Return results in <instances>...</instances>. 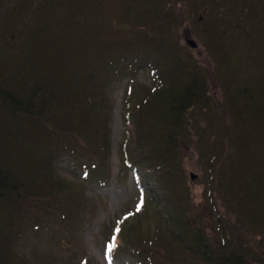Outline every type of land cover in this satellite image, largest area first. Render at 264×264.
Listing matches in <instances>:
<instances>
[{
    "label": "trees",
    "instance_id": "1",
    "mask_svg": "<svg viewBox=\"0 0 264 264\" xmlns=\"http://www.w3.org/2000/svg\"><path fill=\"white\" fill-rule=\"evenodd\" d=\"M178 4L215 64L221 100L180 38ZM122 77L120 170L132 171L143 205L123 216L111 252L139 264H264V0H0V264L33 260L15 250L29 231H78L82 184L110 178L105 95ZM192 134L199 208L183 166ZM63 160L83 182L61 174Z\"/></svg>",
    "mask_w": 264,
    "mask_h": 264
},
{
    "label": "rangeland",
    "instance_id": "2",
    "mask_svg": "<svg viewBox=\"0 0 264 264\" xmlns=\"http://www.w3.org/2000/svg\"><path fill=\"white\" fill-rule=\"evenodd\" d=\"M177 9L182 15L184 14V23L179 28L180 38L184 43L185 39L190 40L191 38L197 42L193 51L198 61L206 68L209 91L213 97L221 100L222 91L216 75L215 64L205 52L200 40L191 30L192 24L189 21L190 15L187 8L183 4H178ZM138 77L141 82L149 84L150 76L147 73L140 72ZM128 79L129 77L115 79L112 85L106 90V102L110 108L111 119L109 122L112 141L111 156L109 159L110 178L105 182H86V186L82 184L83 189L88 195V207L86 217L82 224H80V227H78V231L71 234V229L68 225L59 228L63 230L59 234V240L51 237L52 240L47 238L48 235L44 229H40L41 231H29L28 234L22 237L21 243L23 246L15 249L18 259L23 254H26L33 259L28 261L29 264H64L65 262L68 264H84L82 260H77L82 254V256L90 259V264H139L134 260H129L127 257H119L117 259L114 253L107 250L108 244H105L109 232L112 230L114 232L123 216L125 214L127 215L138 204V194L134 188L132 171H128L126 175L122 174L118 153V144L123 133L120 108L124 88L128 83ZM191 136H194L193 140L186 141L182 147L183 166L191 185L193 203L199 208L204 203L203 191L205 175L198 158V148L195 141L196 136L195 134ZM73 168H76L74 163L65 160L59 162L61 174H66L69 178L81 182V179H76L73 174L69 173ZM191 173L194 174V177L189 176ZM82 178L85 180V176H82ZM218 203V207L224 218H228L229 220L230 216L226 211L224 201L220 197L218 198ZM203 214L206 231L209 237L217 242L220 235L213 223L212 216L214 214L212 211L209 212L208 209H205ZM70 248L73 257L70 260H66L68 259ZM74 256L77 257L75 260ZM16 261L19 262L21 260Z\"/></svg>",
    "mask_w": 264,
    "mask_h": 264
},
{
    "label": "snow or ice",
    "instance_id": "3",
    "mask_svg": "<svg viewBox=\"0 0 264 264\" xmlns=\"http://www.w3.org/2000/svg\"><path fill=\"white\" fill-rule=\"evenodd\" d=\"M142 205H143V199L141 198L140 203L137 205V211H140ZM130 215H131V214H130ZM127 218H128V217H125L124 219H127ZM122 222H123V221L118 222V226H117L116 229H115V232H116L117 234L120 232L119 223H122ZM115 239H116V237L113 236V238H112L113 242H112V243H109V244L107 245V250H108L109 252H111L112 249H113V247H114Z\"/></svg>",
    "mask_w": 264,
    "mask_h": 264
},
{
    "label": "water",
    "instance_id": "4",
    "mask_svg": "<svg viewBox=\"0 0 264 264\" xmlns=\"http://www.w3.org/2000/svg\"><path fill=\"white\" fill-rule=\"evenodd\" d=\"M188 42H189L192 46H196L195 42L192 41L191 39H190V40L188 39ZM190 176H191V177H194V174L191 173Z\"/></svg>",
    "mask_w": 264,
    "mask_h": 264
}]
</instances>
